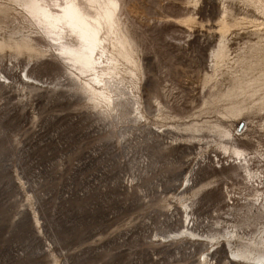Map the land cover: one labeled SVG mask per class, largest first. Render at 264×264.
<instances>
[{
	"label": "rangeland",
	"instance_id": "1",
	"mask_svg": "<svg viewBox=\"0 0 264 264\" xmlns=\"http://www.w3.org/2000/svg\"><path fill=\"white\" fill-rule=\"evenodd\" d=\"M97 1L114 9L102 41L67 25L64 0L9 17L40 26L50 52L0 59V264H245L229 261L222 244L203 262L206 245L155 236L182 227L180 200L203 185L190 228L207 234L237 219L232 208L251 192L240 157L218 145L245 149L264 183L256 154H264V107L235 120L218 100L262 74L264 55L254 50L264 46V0ZM119 41L137 77L104 76L98 88L114 98L107 106L87 83L100 76L96 55ZM25 72L48 86L28 84ZM197 123L231 134L184 129Z\"/></svg>",
	"mask_w": 264,
	"mask_h": 264
},
{
	"label": "bare ground",
	"instance_id": "2",
	"mask_svg": "<svg viewBox=\"0 0 264 264\" xmlns=\"http://www.w3.org/2000/svg\"><path fill=\"white\" fill-rule=\"evenodd\" d=\"M19 1L20 0H0V59L6 57L8 54L13 57V59L20 56L41 59L50 52L45 50L44 46L39 42V40L43 38L42 28L39 26L40 29L36 27V25L35 27L26 25L25 22L19 21V19L16 21L13 20L11 23L8 22L13 12L20 14V10L21 14H24L29 8L39 11V7L36 4L41 0H21L22 2L26 1L27 6H24ZM243 1L251 5L256 4L255 0ZM63 7L66 10L65 16H67L66 21L68 26L72 25V28L75 27V29L80 30V35L85 40L102 41L100 26L103 23L109 24L114 14V9L108 1L100 4L97 0H64ZM73 17H75L74 21L72 20ZM108 28L111 29V27ZM259 32L264 33V28L262 30L260 29ZM106 37L107 42H105L104 45L111 44L114 40L112 33H108ZM49 50H52V48L50 47ZM72 50L73 49H71V51ZM223 53L224 49L220 48L218 51H215L213 57H211L213 72L208 76V83L216 79L218 63ZM254 54L263 56L264 46L255 49ZM96 59L95 69L99 71L100 76L89 80L87 84L94 99L110 106L114 103L113 93L106 86L104 89L98 88V86L104 82L103 77H114L117 75L137 77V73L128 66L134 65V63L121 41H119L115 49L113 48L110 51L103 49L101 53L96 55ZM251 60L248 66H251ZM80 74L85 75L86 73L80 72ZM1 76L5 82H11L5 74L1 73ZM24 78L25 81L32 86H46V83L33 77L30 72H25ZM54 86L53 84V87ZM51 87L52 86H50V88ZM56 88L59 89L58 87ZM218 100L224 103L228 110L229 118L235 120L242 116L252 115L258 109L264 107V64L262 67V74L256 78H251L248 82L242 80L234 88L233 92L223 93ZM139 114L143 117L141 112H139ZM206 124L207 125H200L197 123V126H195L196 124H190L186 125L184 129L199 131L202 128H208L210 130L221 131L224 137H228L231 134L230 131L224 130L220 124ZM238 130L241 131L242 129ZM218 147L227 153H232L240 157V162L237 163V165H239V168L243 169L246 174V190H248V193L249 191L251 192L246 194V198L244 197L245 202L243 201V205L232 208L234 212L233 215L236 216L237 219L235 221H217L215 222L216 227L207 234L200 233L190 228V225L194 224L193 198L196 199L200 191L208 187V185H203L200 189H194L193 194L191 193V197L188 199L183 198V200H180L179 204L182 208V218H184L182 227L168 233L156 234L155 237L164 243L183 239L198 241L206 245L208 248L207 252L203 254V262L211 261L210 250H215L218 245L222 244L228 253L229 261L245 264H264V190H262L264 189V183L262 182L263 177H261V170L258 172L250 169L248 165L249 160L246 157L247 151L245 149L230 147L223 144L218 145ZM256 154L259 157H263L264 155L259 150L256 151ZM261 159L264 160V157ZM193 173L190 171L191 176L188 175L190 178H187L186 182L184 181L188 185V188L192 184ZM260 185L263 186L262 189H260ZM191 199L192 202H190Z\"/></svg>",
	"mask_w": 264,
	"mask_h": 264
}]
</instances>
